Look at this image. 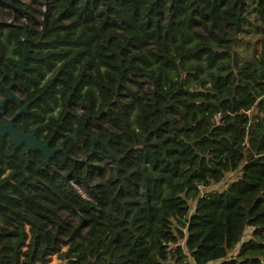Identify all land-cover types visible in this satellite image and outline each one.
I'll return each mask as SVG.
<instances>
[{"label":"trees","instance_id":"16d2710c","mask_svg":"<svg viewBox=\"0 0 264 264\" xmlns=\"http://www.w3.org/2000/svg\"><path fill=\"white\" fill-rule=\"evenodd\" d=\"M26 46L5 117L60 152L0 136V264H264V0H0L7 87Z\"/></svg>","mask_w":264,"mask_h":264},{"label":"water","instance_id":"95a60500","mask_svg":"<svg viewBox=\"0 0 264 264\" xmlns=\"http://www.w3.org/2000/svg\"><path fill=\"white\" fill-rule=\"evenodd\" d=\"M28 41V36L25 33L24 38L22 39V43L25 44ZM30 50L27 48V46L24 48V57L18 68L14 71L13 76V84L11 87H7L4 85V83L0 80V88L3 91L4 98L0 101V136L1 137H7L9 136L11 138V141L14 145V151L13 154H15L20 148L23 146L26 147L27 153L35 152V153H41L44 158L46 164H50L51 161L55 158V156L60 152V150H54L51 148V141H48L47 143L43 144L38 140L35 134H28L25 131H18L15 127V123L18 121V119L23 115L27 114L31 108V106L34 104V102L28 103L26 106H24L21 111L13 118H5L3 117L6 115V108L9 104L15 102L19 106L23 105V101L21 97L18 95V93L14 90L17 86L16 78L24 76L28 61L30 60ZM99 141L94 140L93 145L95 146Z\"/></svg>","mask_w":264,"mask_h":264},{"label":"rangeland","instance_id":"374dc122","mask_svg":"<svg viewBox=\"0 0 264 264\" xmlns=\"http://www.w3.org/2000/svg\"><path fill=\"white\" fill-rule=\"evenodd\" d=\"M249 25L246 27V32L241 36V43L235 54L244 60L253 61L257 58L259 54V43L263 39V26L259 22L258 18L254 14L249 15ZM148 84H145V88H148ZM1 98L0 100H2ZM238 174L233 173L229 174L226 178V180L220 185L213 187L214 190H223L226 189V186H229L232 181H234L237 178ZM88 198L87 195H84ZM66 217L67 214H64ZM253 232V229L249 228L245 232L244 238L241 240L238 249L241 247V245L247 241L250 240L251 234ZM234 255L237 254V251L233 252ZM232 253V254H233ZM53 264H65V262H57L55 261Z\"/></svg>","mask_w":264,"mask_h":264},{"label":"built area","instance_id":"2783aa9c","mask_svg":"<svg viewBox=\"0 0 264 264\" xmlns=\"http://www.w3.org/2000/svg\"><path fill=\"white\" fill-rule=\"evenodd\" d=\"M218 124H220L223 121V116L221 113H219L215 119H214Z\"/></svg>","mask_w":264,"mask_h":264},{"label":"flooded vegetation","instance_id":"af4514ba","mask_svg":"<svg viewBox=\"0 0 264 264\" xmlns=\"http://www.w3.org/2000/svg\"><path fill=\"white\" fill-rule=\"evenodd\" d=\"M12 79H13V78H12ZM16 87H17V86H16ZM17 93H18V92H17ZM18 95H19V93H18ZM19 96H20V95H19ZM2 98H4V96H3ZM0 99H1V98H0ZM0 101H1V100H0ZM22 106H23V105H22ZM22 106H21V107H22ZM5 118H6V117L4 116L3 119H5ZM50 141H51V148L54 149V148L52 147V140H50ZM54 150H58V149H54Z\"/></svg>","mask_w":264,"mask_h":264}]
</instances>
